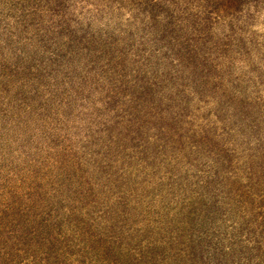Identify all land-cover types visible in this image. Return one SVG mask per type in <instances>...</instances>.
<instances>
[{"label": "rangeland", "instance_id": "374dc122", "mask_svg": "<svg viewBox=\"0 0 264 264\" xmlns=\"http://www.w3.org/2000/svg\"><path fill=\"white\" fill-rule=\"evenodd\" d=\"M0 264H264V0H0Z\"/></svg>", "mask_w": 264, "mask_h": 264}]
</instances>
